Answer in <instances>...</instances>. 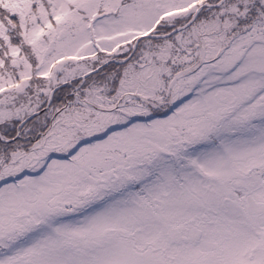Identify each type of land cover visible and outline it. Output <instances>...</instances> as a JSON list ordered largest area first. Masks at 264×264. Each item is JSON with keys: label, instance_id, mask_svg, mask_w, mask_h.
<instances>
[{"label": "snow or ice", "instance_id": "snow-or-ice-1", "mask_svg": "<svg viewBox=\"0 0 264 264\" xmlns=\"http://www.w3.org/2000/svg\"><path fill=\"white\" fill-rule=\"evenodd\" d=\"M0 264H264V0H0Z\"/></svg>", "mask_w": 264, "mask_h": 264}]
</instances>
